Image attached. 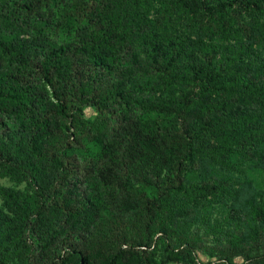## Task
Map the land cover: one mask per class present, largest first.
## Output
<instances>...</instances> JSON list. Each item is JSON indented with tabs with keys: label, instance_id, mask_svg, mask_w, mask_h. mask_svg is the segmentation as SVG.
Segmentation results:
<instances>
[{
	"label": "rangeland",
	"instance_id": "374dc122",
	"mask_svg": "<svg viewBox=\"0 0 264 264\" xmlns=\"http://www.w3.org/2000/svg\"><path fill=\"white\" fill-rule=\"evenodd\" d=\"M9 1L0 0V63L32 76L41 87L39 68L47 54L65 44L69 57L79 58L73 32L80 20L69 14L96 5L103 18L98 29L104 33L113 28L123 40H108L99 52L119 75L125 70L121 91L131 107L139 106L142 133L158 123L170 128L176 119L182 121L164 136L173 148L170 153L160 157L157 140L143 147L151 160L143 169L150 175L162 168L163 177L185 149L187 122L202 125L207 119L208 112H200L198 104L201 90L205 102L213 103L219 82L206 74L230 68L229 78L221 75V80L236 86L242 77L232 70L241 46L257 47L264 61V0H27L30 9L26 0ZM55 105L51 95L45 97L42 108L55 128L41 140L51 150L62 138ZM97 117L92 107H85V120ZM27 140L18 119L0 114L3 264H72L66 249L71 244L84 246L95 261L121 249L127 256L136 251L143 264H247L240 255L231 262L223 259L239 253L252 258L248 264H264V152H239L211 139L187 169L184 191L169 194L166 212L148 229L140 210L156 192L140 178L134 181L136 191L117 204L99 195L85 203L67 195L65 187L53 196H39L33 176L45 174L46 168L32 158L27 163ZM83 142L84 157H103L99 138L88 135ZM90 185L91 190L103 187L100 182ZM126 211L132 224L125 234L113 222ZM137 242H145L146 248H137Z\"/></svg>",
	"mask_w": 264,
	"mask_h": 264
},
{
	"label": "trees",
	"instance_id": "16d2710c",
	"mask_svg": "<svg viewBox=\"0 0 264 264\" xmlns=\"http://www.w3.org/2000/svg\"><path fill=\"white\" fill-rule=\"evenodd\" d=\"M61 1L65 3V0ZM24 6L31 8L27 0ZM72 15L80 20L73 32L79 58L71 59L67 53L70 47L65 44L47 54L39 68L42 87L32 76L17 74L0 63V114L18 119L21 130L27 132L30 149L27 163L32 158L46 168L45 174L33 176L40 189L39 196H53L60 187H65L67 195L79 196L85 199V203L91 202V196L99 195L110 196L107 202L117 204L124 201L121 196H131V191H136L134 181L140 178L152 185L156 192L142 202L140 210L141 223L149 229L158 216L166 212L169 194L184 191L187 169L198 158V153L206 150L211 139L230 143L239 152H264V112L259 110L264 107V61H260L257 47L241 46V52L235 56L237 66L232 71L242 80L236 86L221 80V75L229 78L230 68L206 74L213 83L219 82L215 88L218 99L213 103L205 102V91L201 90L203 95H200L202 99L198 104L200 112H208L207 119L202 125L187 122L183 139L185 149L166 170L167 174L161 176L162 168L155 175L148 174L143 168L149 167L151 160L143 147L153 146L157 140L159 147L163 148L158 149V155L162 157L165 151L170 153L173 148L164 136L168 134L167 129L177 128L178 120L182 121L176 119L170 128L158 123L149 129L148 134H143L141 124L144 121L141 122L139 117V106L131 107L128 97L121 91L125 70L120 76L99 52L108 40L119 39L118 43L123 41L122 38L113 28L104 33L98 29L103 18L94 4L69 14V17ZM83 53L87 56L86 63ZM2 54L4 56L5 51ZM121 54L122 50L119 57ZM49 95L56 101L55 113L61 120L62 129L60 146L55 150L46 145L47 140H41L55 128L51 116L42 108ZM87 106L97 113L96 121L83 118ZM88 135L99 138L103 157L81 154L85 150L83 138ZM95 182H100L103 187L91 190L90 184ZM113 223L126 234L125 228L132 224V218L126 211ZM126 239L123 236V241ZM136 246L146 248L145 242H137ZM66 249L72 264H143L142 256L136 251L127 256L121 249L111 250L95 261L84 246L71 244ZM238 255L245 257L247 264L252 261L246 253L224 255L223 259L231 262ZM0 264H3L1 260Z\"/></svg>",
	"mask_w": 264,
	"mask_h": 264
}]
</instances>
